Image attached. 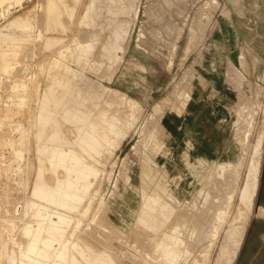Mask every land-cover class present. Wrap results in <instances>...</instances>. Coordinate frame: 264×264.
I'll use <instances>...</instances> for the list:
<instances>
[{"label": "rangeland", "instance_id": "obj_1", "mask_svg": "<svg viewBox=\"0 0 264 264\" xmlns=\"http://www.w3.org/2000/svg\"><path fill=\"white\" fill-rule=\"evenodd\" d=\"M262 205L264 0H0V264H264Z\"/></svg>", "mask_w": 264, "mask_h": 264}, {"label": "bare ground", "instance_id": "obj_2", "mask_svg": "<svg viewBox=\"0 0 264 264\" xmlns=\"http://www.w3.org/2000/svg\"><path fill=\"white\" fill-rule=\"evenodd\" d=\"M5 54H8L10 55L11 57L14 56V52L13 51H6ZM9 60H4L5 63H7ZM47 107V104L46 103H42V107L40 108V110L38 111V116H37V122H38V125L40 127V123L42 124L44 121H47L49 119L50 121V115H49V111H47L46 109ZM89 140V143L92 142L91 138L88 139ZM94 141V140H93ZM52 147V152L49 153V149H50V146H47L45 145L44 146V155L45 157H48L49 158V163L50 164H53L54 163V159H57L61 164H65L68 162L69 164V169H68V174H69V178L66 180L67 182H65L64 184V192H63V199L62 200H59L55 195H52V194H48L46 193L45 189L41 186V185H36L35 188H34V191H33V196L35 197H39V198H42V199H47L48 201L52 202V203H56L58 204L59 206L61 207H64V208H68V209H71V208H74L75 206H71L70 205V202H72L70 199H79V197H81V193L79 192L80 189H81V186L77 185L76 183V175L77 173L82 169L84 170V172H88V171H91L93 170L88 164L87 162H84V158L82 155L78 154L77 152H75V150H69L67 156H64V151L62 150H59V147L57 146H51ZM93 149H95V151H98V146L96 145V142L95 144L93 145ZM234 170V169H233ZM228 175V174H227ZM41 176V174H40ZM194 176V175H193ZM232 177V176H231ZM42 178V176H41ZM196 178V177H194ZM237 178V177H236ZM40 179V178H39ZM232 180V179H231ZM229 180V181H231ZM236 180V179H235ZM38 181H41L38 180ZM232 184L234 183L233 180L231 181ZM229 183V182H228ZM236 183V182H235ZM231 184V183H229ZM232 186V185H231ZM235 187V185H233ZM232 186V187H233ZM59 188H62L63 187V181H60L59 182V185H58ZM232 189V188H231ZM232 194V193H231ZM73 195V196H72ZM232 198V196H230ZM160 200V199H159ZM158 202V201H157ZM264 206V205H262ZM261 206V207H262ZM154 207V206H153ZM152 207V208H153ZM169 211V210H168ZM160 212V211H159ZM41 214L43 216V218H45L46 216V212L45 211H41ZM56 216V218L58 220H60L61 222H56L55 224V227L57 228H63L64 226L68 225L69 224V220L60 215V214H53V216ZM20 217V216H19ZM8 228V227H7ZM197 228V227H196ZM203 228V227H201ZM213 230V229H212ZM55 231H58V230H55ZM204 231V230H203ZM59 232V231H58ZM201 232V231H199ZM198 232V233H199ZM61 233V232H60ZM203 233V232H202ZM205 233V231H204ZM207 233V232H206ZM201 234V233H200ZM199 234V235H200ZM198 235V236H199ZM203 237V236H202ZM201 237V238H202ZM206 237V234L205 236ZM208 237V236H207ZM206 237V238H207ZM210 237V236H209ZM200 238V236H199ZM200 238V239H201ZM198 239V238H197ZM198 239V241L200 240ZM209 239V238H208ZM200 242V241H199ZM201 243H203V240L201 241ZM193 245V244H192ZM202 245V244H201ZM177 254V253H176ZM174 255V254H173ZM204 255V254H203ZM203 257V256H202ZM205 257V256H204ZM206 259V257H205ZM204 259V260H205ZM202 262V261H201Z\"/></svg>", "mask_w": 264, "mask_h": 264}, {"label": "crops", "instance_id": "obj_3", "mask_svg": "<svg viewBox=\"0 0 264 264\" xmlns=\"http://www.w3.org/2000/svg\"><path fill=\"white\" fill-rule=\"evenodd\" d=\"M53 92L55 94V98H56V96H59L62 99V101H64L66 96H67V94L69 93V89L68 90L64 89L63 91H61L59 93H58V91L55 92V89H54ZM44 100H46V99H44ZM55 100H57V99H55ZM46 109H47V111H49V106H47Z\"/></svg>", "mask_w": 264, "mask_h": 264}]
</instances>
